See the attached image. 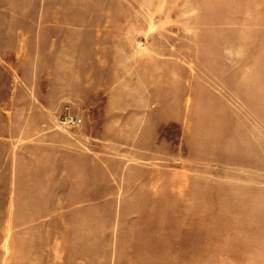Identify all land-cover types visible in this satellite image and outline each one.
<instances>
[{"label": "rangeland", "instance_id": "1", "mask_svg": "<svg viewBox=\"0 0 264 264\" xmlns=\"http://www.w3.org/2000/svg\"><path fill=\"white\" fill-rule=\"evenodd\" d=\"M35 35L44 77L45 53L65 47L68 71L94 57L83 64L112 108L128 90L105 142L101 118L71 103L10 117ZM65 107L79 127L59 128ZM48 129L89 160L95 198L73 181L8 192V161L46 157ZM0 264H264V0H0Z\"/></svg>", "mask_w": 264, "mask_h": 264}, {"label": "crops", "instance_id": "2", "mask_svg": "<svg viewBox=\"0 0 264 264\" xmlns=\"http://www.w3.org/2000/svg\"><path fill=\"white\" fill-rule=\"evenodd\" d=\"M38 35H35L34 40L31 41L35 44L36 55H33L30 51L23 53L21 58L14 67L13 72L19 77L20 82L15 85L19 87L18 91H13L10 89L8 96L10 109V117H22V118H46L49 114L58 108L61 104L71 103L75 105L76 108L86 109L92 114L101 118L99 130L96 132V137L99 141L105 142L109 137H105V127L113 125L120 126V119H124V113L128 112V90L123 92L121 97H118V90H115L116 97L118 98L119 104L112 108V97L107 96L105 89L95 88L91 81V76H93L92 68H85L83 62L85 59L89 58L90 62L94 61V57H78V61L83 62L73 71H68L62 66V62L65 60V47L57 50L58 46L50 48L47 54L49 59V68L47 70V76L44 77V71L42 67H36L37 61L40 60L44 54V43L38 40ZM36 41V42H35ZM28 44V42H27ZM89 54V52H88ZM25 66L20 67L21 63ZM62 64V65H61ZM82 64V65H81ZM92 64V63H91ZM89 63V67L91 65ZM34 67V68H33ZM28 70L29 76L26 77V70ZM32 69V70H31ZM73 78V79H72ZM13 83V82H12ZM45 86V90L41 91L40 87ZM23 87H25L24 91ZM109 87V86H108ZM107 87V88H108ZM106 88V91H107ZM111 93H112V89ZM21 92L22 94H17ZM46 93L56 95L54 99L44 97ZM95 94V95H93ZM92 95V96H91ZM87 96H91L87 99ZM45 99L47 101H45ZM23 102V107L20 110L21 113L16 114L13 107L20 101ZM14 111V112H12ZM128 121V117H126ZM115 120H117L115 122ZM132 123H137V118L132 117ZM128 124V122H127ZM136 127V126H133ZM38 129V127H36ZM45 134L43 136V145L45 149L50 152L46 154L41 159H17L8 161V192L12 190L13 192L21 191L26 195L28 192L33 191H64L66 189L65 183L73 181L67 187L69 190L74 188L78 192V196L85 198H95L97 196V176L96 173H91L90 166L87 165L89 160L86 158H79L69 155V151L64 147L63 143L67 141L64 136L55 134L51 130L36 132V135ZM137 132L135 128L132 132L128 133L127 138L124 134L121 135L122 140H127L128 142L134 141ZM52 155V156H49ZM57 155V156H56ZM78 156L85 157L78 154ZM38 165L39 170L33 171L32 174L29 173V169L18 170L16 166H28L30 164ZM72 166V169L70 168ZM79 172L78 175L73 176V180L70 179L71 172ZM71 169V172L69 173ZM12 183V186H11ZM76 183V184H75ZM75 184V185H74ZM11 186V188H10Z\"/></svg>", "mask_w": 264, "mask_h": 264}, {"label": "built area", "instance_id": "3", "mask_svg": "<svg viewBox=\"0 0 264 264\" xmlns=\"http://www.w3.org/2000/svg\"><path fill=\"white\" fill-rule=\"evenodd\" d=\"M82 123V119L78 115H73L69 111V107H65L63 114L58 120L59 128L70 129L79 127Z\"/></svg>", "mask_w": 264, "mask_h": 264}]
</instances>
